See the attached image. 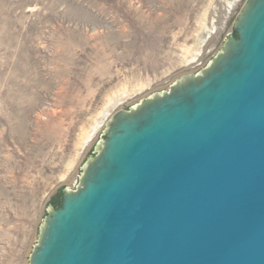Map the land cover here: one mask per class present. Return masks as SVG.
<instances>
[{"label": "water", "instance_id": "water-1", "mask_svg": "<svg viewBox=\"0 0 264 264\" xmlns=\"http://www.w3.org/2000/svg\"><path fill=\"white\" fill-rule=\"evenodd\" d=\"M27 264H264V0L216 54L111 115Z\"/></svg>", "mask_w": 264, "mask_h": 264}, {"label": "rangeland", "instance_id": "rangeland-1", "mask_svg": "<svg viewBox=\"0 0 264 264\" xmlns=\"http://www.w3.org/2000/svg\"><path fill=\"white\" fill-rule=\"evenodd\" d=\"M245 0H0V264H27L113 113L196 73Z\"/></svg>", "mask_w": 264, "mask_h": 264}]
</instances>
